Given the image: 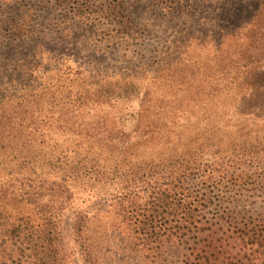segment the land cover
I'll use <instances>...</instances> for the list:
<instances>
[{
	"label": "trees",
	"instance_id": "obj_1",
	"mask_svg": "<svg viewBox=\"0 0 264 264\" xmlns=\"http://www.w3.org/2000/svg\"><path fill=\"white\" fill-rule=\"evenodd\" d=\"M12 7L17 18L0 22L9 31L0 44V248L8 244L10 264H65V214L83 264H107L117 246L102 224L94 229L101 203L126 248L148 264H264V218L242 223L226 206L242 194L245 167L264 161V147L217 133L236 127L232 118L264 120V63L170 82L179 48L154 65H129L124 54L126 66L95 54L82 62L49 48V34H34V4ZM129 19L116 11V32ZM60 35L73 37L67 26ZM171 245L178 261L167 258Z\"/></svg>",
	"mask_w": 264,
	"mask_h": 264
},
{
	"label": "rangeland",
	"instance_id": "obj_2",
	"mask_svg": "<svg viewBox=\"0 0 264 264\" xmlns=\"http://www.w3.org/2000/svg\"><path fill=\"white\" fill-rule=\"evenodd\" d=\"M164 1H173L174 10L160 9L155 4L157 0H0V22L17 18L12 12L13 3H20L23 9L26 4H34L37 12L34 34H49L46 41L49 48L82 62L92 61L95 54L113 66H126L124 54L131 61L129 65L144 62L154 65L159 56L165 57L179 48L183 53L171 55L174 63L164 76L170 82L192 84L211 79L222 67L264 63V0ZM116 11L130 18L122 33L116 32L118 25L113 21ZM76 14L90 21L81 22ZM5 26L0 24L2 45L9 42ZM65 26L73 37H61L60 28ZM106 34L115 37L108 42ZM233 120L231 123L237 126L227 131V127L221 129L217 132L219 136L225 135L227 142L237 140L264 147V120L256 123ZM245 125H249L248 129ZM242 173L246 180L242 194L226 206L238 214L240 222L247 223L264 218V161L253 163L250 168L246 166ZM94 213L99 218L94 229L101 230L104 226L105 234L110 237L108 243L117 246L110 249L112 253L107 252V264H148L142 253L126 248L129 242L115 231L113 212L107 203L99 204ZM72 225V216L65 214L61 222L65 264H83ZM8 247L4 244L0 248V264H10ZM166 253L169 260L178 261L180 250L175 245L168 246Z\"/></svg>",
	"mask_w": 264,
	"mask_h": 264
}]
</instances>
